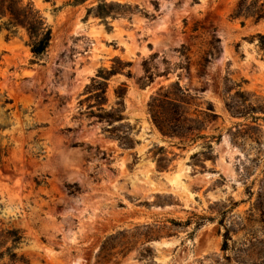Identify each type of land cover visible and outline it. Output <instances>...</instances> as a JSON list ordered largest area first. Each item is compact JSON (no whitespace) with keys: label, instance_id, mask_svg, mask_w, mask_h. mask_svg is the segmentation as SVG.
Instances as JSON below:
<instances>
[{"label":"rangeland","instance_id":"374dc122","mask_svg":"<svg viewBox=\"0 0 264 264\" xmlns=\"http://www.w3.org/2000/svg\"><path fill=\"white\" fill-rule=\"evenodd\" d=\"M28 1L51 37L0 18V264H215L264 209V0Z\"/></svg>","mask_w":264,"mask_h":264},{"label":"trees","instance_id":"16d2710c","mask_svg":"<svg viewBox=\"0 0 264 264\" xmlns=\"http://www.w3.org/2000/svg\"><path fill=\"white\" fill-rule=\"evenodd\" d=\"M108 6H110V3H107L105 0H97L95 5L98 9ZM257 8L259 9L255 10L254 14L259 17L261 11L259 5ZM236 9H238V6L234 9V16L236 15ZM97 13L99 14V11ZM3 17L5 18L3 23L7 28L16 29L20 27L24 29L27 35L26 44L29 46L32 55L39 56L45 52L49 45L51 30L45 22L44 17H42L30 1L24 3L22 0H0V18ZM259 37L261 38L259 44L264 45L263 36L259 34ZM105 71L108 75L116 73L113 68L109 70L105 69ZM102 78L106 79V77ZM118 86L123 87L121 91H115L118 99L116 104L120 105L123 102L126 88L124 82H120ZM120 112L118 111L113 116L121 119ZM149 112L153 124L163 135L170 137L175 135L174 130L171 128L172 121L169 120L165 124L160 121L154 111ZM97 116L99 118L102 117L101 114ZM209 219H212V217H209ZM220 224L223 225L220 245L222 258L216 259L215 264H264V209H259L258 212L250 210L244 217H239L235 228H231V223L221 222ZM254 225L257 228L252 229ZM258 227L260 230H258ZM240 233L241 235L238 236ZM233 235L238 237L234 238Z\"/></svg>","mask_w":264,"mask_h":264},{"label":"bare ground","instance_id":"6f19581e","mask_svg":"<svg viewBox=\"0 0 264 264\" xmlns=\"http://www.w3.org/2000/svg\"><path fill=\"white\" fill-rule=\"evenodd\" d=\"M76 261V260H75ZM77 262V261H76Z\"/></svg>","mask_w":264,"mask_h":264}]
</instances>
